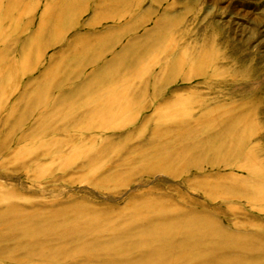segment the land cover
<instances>
[{
    "label": "rangeland",
    "instance_id": "1",
    "mask_svg": "<svg viewBox=\"0 0 264 264\" xmlns=\"http://www.w3.org/2000/svg\"><path fill=\"white\" fill-rule=\"evenodd\" d=\"M171 245L264 264V0H0V264Z\"/></svg>",
    "mask_w": 264,
    "mask_h": 264
},
{
    "label": "bare ground",
    "instance_id": "2",
    "mask_svg": "<svg viewBox=\"0 0 264 264\" xmlns=\"http://www.w3.org/2000/svg\"><path fill=\"white\" fill-rule=\"evenodd\" d=\"M6 13V12H5ZM6 20V19H5ZM6 75V74H5ZM43 81V80H42ZM232 120V119H231ZM165 215V214H164ZM22 219V218H21ZM206 220V219H205ZM153 222V221H152ZM142 223V221L140 222ZM184 222L181 223H176V224H163L162 226H160L157 229L151 230L150 233L152 235L155 236L156 240L158 241V243L161 244H168L171 243L172 238L176 235H180L183 238V245H187L190 244V242L194 239V234H193V230L195 229L194 225L191 224H182ZM207 224V223H206ZM151 225V224H150ZM216 225V224H214ZM95 226V225H94ZM103 226V225H102ZM147 226V225H145ZM41 227V226H40ZM135 227V225H134ZM44 228V227H43ZM131 228V227H130ZM44 230V229H43ZM136 230V228L134 229ZM64 231V230H63ZM104 232V231H103ZM46 233V232H45ZM48 233V232H47ZM147 233V232H146ZM104 234V233H102ZM217 234V233H216ZM65 237H68V235L71 237V233L65 232L63 234ZM124 236V235H123ZM216 236V235H215ZM105 237V236H104ZM62 239V238H61ZM66 239V238H65ZM153 239V238H152ZM225 240V239H224ZM62 242V241H61ZM148 242V241H147ZM96 244V243H95ZM103 246V245H102ZM177 246H173L171 245L166 251L164 252H160V251H151L153 254V260L151 262H148V264H158V263H162L164 261L167 260L168 256L173 253L174 249H176ZM63 249V248H62ZM248 250V249H247ZM251 251V250H250ZM64 252V251H63ZM69 252V250H68ZM205 252V251H202ZM210 251H206L203 255H208ZM213 254L219 253V251H211ZM181 253V252H180ZM190 252L183 250L181 256L179 257L178 260H175V262H180L182 260L188 259L190 257V255L188 254ZM116 254V253H115ZM173 255V254H172ZM119 254H116V257H119ZM198 256H200V254H198ZM131 257V256H130ZM59 258V257H58ZM66 261V260H65ZM140 262H144V260H139ZM216 264H220L219 261H216ZM224 263V262H222Z\"/></svg>",
    "mask_w": 264,
    "mask_h": 264
}]
</instances>
